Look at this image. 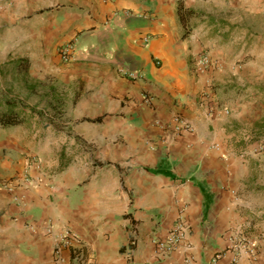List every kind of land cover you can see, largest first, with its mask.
<instances>
[{
  "label": "crops",
  "instance_id": "1",
  "mask_svg": "<svg viewBox=\"0 0 264 264\" xmlns=\"http://www.w3.org/2000/svg\"><path fill=\"white\" fill-rule=\"evenodd\" d=\"M180 1L0 0V9L35 6L11 19L12 30L0 17L9 30L2 51L53 54L41 71L28 67L48 94L53 80L80 87V121L34 123L29 150L14 136L7 146L16 152H0V264H264V209L253 201L264 190V155L232 151L246 126L264 127V85L259 109L244 112L256 104L243 93L249 80L190 65L198 48L181 38ZM70 41L80 54L63 61ZM122 64L144 77H127ZM222 89H235L241 111L223 109L234 106ZM176 118L189 129L175 130ZM179 221L186 237L160 256L158 240ZM258 225L257 255L243 250L232 262L234 233ZM64 228L80 241H59Z\"/></svg>",
  "mask_w": 264,
  "mask_h": 264
},
{
  "label": "rangeland",
  "instance_id": "2",
  "mask_svg": "<svg viewBox=\"0 0 264 264\" xmlns=\"http://www.w3.org/2000/svg\"><path fill=\"white\" fill-rule=\"evenodd\" d=\"M181 1L184 14V19H180L182 25L181 38L187 39L190 49L195 44V47L198 48L197 58L201 54L210 56L211 62L206 70L212 69L220 72V70L231 71L232 69L234 74H240L244 80H249L242 88L244 89L248 85L250 88L243 93L247 95L245 96L246 99L248 96L256 95L254 96L256 104L253 106L249 104L248 109L244 112L257 111L260 105L256 90L261 84L264 85V0ZM185 2L189 5H186ZM10 6L12 8H9ZM19 7H21V11L17 12ZM34 7L30 5L20 6V4L13 6L12 3L3 5L0 10H10L5 12V16L1 14L3 12H0V17L4 21L1 18L0 20L5 22L10 30L15 25L14 21L11 20L15 19L14 16L24 14L21 15V18L27 17V14L33 12ZM9 30L4 26L0 28V114L8 109H15L23 117V121L10 126L0 124V152L4 155H11L16 152L7 146L10 141L16 139L14 136L19 137L18 144L16 143L19 149L23 147L29 150L33 146L31 128L34 123L37 125L47 121L60 124L59 122L66 121V119L73 122L80 121V112L76 106L80 99V87H77L79 83L73 85L71 82L62 85L53 80L52 94L46 93L48 83L30 77L28 67L33 61L36 64V71L39 72L41 71V61L44 58H47L50 63L56 59L53 58V54L45 52L33 54L32 59H30L29 57L18 56L19 52L7 53L2 51ZM195 34L196 36H194ZM190 57H192L190 58L191 65V62L194 64L197 58ZM21 59H25L24 63L20 62ZM19 64H22V67ZM211 86L215 89L214 84ZM77 88H79L78 91ZM221 92L226 95V100H231V104L234 106L232 109L230 106L227 107L228 112L242 110V106L238 104V102L241 104L242 102L236 99L235 89L230 91L222 89ZM255 98H251L250 101ZM9 99L10 102H7ZM223 109L225 108L223 107ZM262 124H264V120ZM78 144L77 146L72 145V147L80 151V143ZM262 145H264V127L257 128L254 124L246 126L241 137L234 142V147H231L234 148L232 151L237 149L238 154L247 158L253 155H264ZM24 154L27 152L24 151ZM261 175L264 180V172ZM253 201L256 205L262 204L260 208L263 210L264 190L256 194ZM262 230V225H258L251 229L243 228L239 232L244 235H253L258 242L263 235Z\"/></svg>",
  "mask_w": 264,
  "mask_h": 264
},
{
  "label": "built area",
  "instance_id": "3",
  "mask_svg": "<svg viewBox=\"0 0 264 264\" xmlns=\"http://www.w3.org/2000/svg\"><path fill=\"white\" fill-rule=\"evenodd\" d=\"M120 12H115V15H118ZM123 13H129V11H124ZM150 41V36L147 35L144 37V42L148 43ZM60 58L63 61H69L71 59H74L76 56L80 54V48L78 44L75 41H70L65 44H63L59 49ZM157 63H160V60H156ZM211 62V58L208 54H201L195 62L197 70L205 71ZM119 71L126 75L129 78H142L144 77L143 72L135 69H131L127 67L125 64H122L119 66ZM143 99L145 103L150 104L153 100V96L150 94H144ZM226 112H228V109H224ZM173 128L175 130L180 131L183 129H189L188 124L185 123L180 118H176L173 123ZM262 150L264 151V145L261 146ZM53 230L52 226H49L48 231L51 232ZM188 233V225L183 222L179 221L178 223L173 226V228L170 230L169 234L162 240H158V253L160 256H167L172 250L178 247L180 242L186 237ZM235 236L232 237V245L231 248L234 251V255L232 257V262H235L240 253L244 250L246 253H249L251 256H256L258 253V242L251 241L250 237L247 235L242 234L241 232L237 231L234 233ZM58 240L67 244L71 245L72 243H78L80 241V236L78 233L68 229L64 228L60 234L57 235ZM220 256V254L218 255Z\"/></svg>",
  "mask_w": 264,
  "mask_h": 264
},
{
  "label": "trees",
  "instance_id": "4",
  "mask_svg": "<svg viewBox=\"0 0 264 264\" xmlns=\"http://www.w3.org/2000/svg\"><path fill=\"white\" fill-rule=\"evenodd\" d=\"M178 14L180 16V19H184V14H183V3L182 1L179 2L178 4ZM22 60H20L21 62ZM7 102H10V99L7 100ZM101 117H97L95 119L87 118V120L90 121H99ZM23 121V117L20 116L19 112L16 111L15 109H8L4 111L3 113L0 114V124L3 126H10V125H16L19 124Z\"/></svg>",
  "mask_w": 264,
  "mask_h": 264
}]
</instances>
